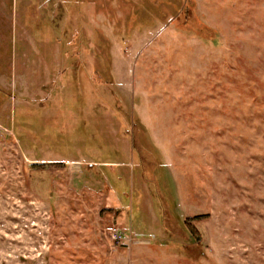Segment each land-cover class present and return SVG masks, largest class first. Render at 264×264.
<instances>
[{
  "label": "rangeland",
  "instance_id": "obj_1",
  "mask_svg": "<svg viewBox=\"0 0 264 264\" xmlns=\"http://www.w3.org/2000/svg\"><path fill=\"white\" fill-rule=\"evenodd\" d=\"M0 264H264V0H0Z\"/></svg>",
  "mask_w": 264,
  "mask_h": 264
},
{
  "label": "built area",
  "instance_id": "obj_2",
  "mask_svg": "<svg viewBox=\"0 0 264 264\" xmlns=\"http://www.w3.org/2000/svg\"><path fill=\"white\" fill-rule=\"evenodd\" d=\"M104 234L115 245H127L131 241L126 232L118 225L112 223L104 227Z\"/></svg>",
  "mask_w": 264,
  "mask_h": 264
},
{
  "label": "trees",
  "instance_id": "obj_3",
  "mask_svg": "<svg viewBox=\"0 0 264 264\" xmlns=\"http://www.w3.org/2000/svg\"><path fill=\"white\" fill-rule=\"evenodd\" d=\"M35 165V164H34Z\"/></svg>",
  "mask_w": 264,
  "mask_h": 264
}]
</instances>
